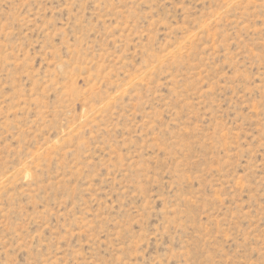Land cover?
<instances>
[{"label": "rangeland", "instance_id": "rangeland-1", "mask_svg": "<svg viewBox=\"0 0 264 264\" xmlns=\"http://www.w3.org/2000/svg\"><path fill=\"white\" fill-rule=\"evenodd\" d=\"M0 264H264V0H0Z\"/></svg>", "mask_w": 264, "mask_h": 264}]
</instances>
